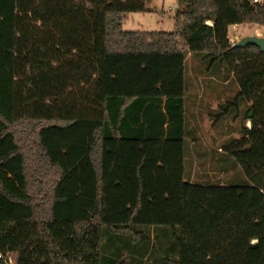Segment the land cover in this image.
Masks as SVG:
<instances>
[{
	"label": "trees",
	"instance_id": "1",
	"mask_svg": "<svg viewBox=\"0 0 264 264\" xmlns=\"http://www.w3.org/2000/svg\"><path fill=\"white\" fill-rule=\"evenodd\" d=\"M151 1L0 0V264H126L106 232L140 225L171 228L176 264H264V51L229 35L264 30V0H176L175 30L125 31ZM193 53L238 81L218 117L248 102L226 150L249 185L184 179Z\"/></svg>",
	"mask_w": 264,
	"mask_h": 264
},
{
	"label": "rangeland",
	"instance_id": "2",
	"mask_svg": "<svg viewBox=\"0 0 264 264\" xmlns=\"http://www.w3.org/2000/svg\"><path fill=\"white\" fill-rule=\"evenodd\" d=\"M150 7L153 9L151 12L130 13L123 29L148 32L175 30L176 0H152ZM229 32L230 40L235 42L247 36L264 37V30L257 25H232ZM238 91V81L226 64L211 67L205 53L187 56L184 139L186 182L224 186L251 184L238 161L226 150L228 145L240 138L243 125H251L246 116L248 102L242 98L239 112L232 109L228 114L218 117L220 108L232 102ZM136 230L150 233L151 239L139 243L128 235L106 232L103 241L105 257H112V253L116 252L115 257L126 264H176L178 248L170 227L140 225ZM168 247L175 249V252L170 250L171 254L167 251Z\"/></svg>",
	"mask_w": 264,
	"mask_h": 264
},
{
	"label": "water",
	"instance_id": "3",
	"mask_svg": "<svg viewBox=\"0 0 264 264\" xmlns=\"http://www.w3.org/2000/svg\"><path fill=\"white\" fill-rule=\"evenodd\" d=\"M238 47H246L248 45H256L258 46L262 51H264V37L260 36H247L241 39L236 44Z\"/></svg>",
	"mask_w": 264,
	"mask_h": 264
},
{
	"label": "built area",
	"instance_id": "4",
	"mask_svg": "<svg viewBox=\"0 0 264 264\" xmlns=\"http://www.w3.org/2000/svg\"><path fill=\"white\" fill-rule=\"evenodd\" d=\"M253 2H259L260 0H252ZM233 44H235V41H231ZM7 264H15L12 260H9Z\"/></svg>",
	"mask_w": 264,
	"mask_h": 264
},
{
	"label": "crops",
	"instance_id": "5",
	"mask_svg": "<svg viewBox=\"0 0 264 264\" xmlns=\"http://www.w3.org/2000/svg\"><path fill=\"white\" fill-rule=\"evenodd\" d=\"M230 27H231V26H230ZM230 27H229V28H230ZM229 33H230V32H229ZM118 244H119V242L117 243V245H118ZM143 259H144V258H143Z\"/></svg>",
	"mask_w": 264,
	"mask_h": 264
}]
</instances>
